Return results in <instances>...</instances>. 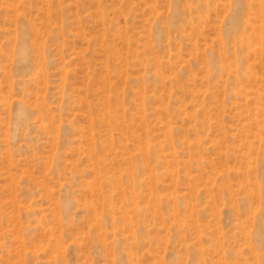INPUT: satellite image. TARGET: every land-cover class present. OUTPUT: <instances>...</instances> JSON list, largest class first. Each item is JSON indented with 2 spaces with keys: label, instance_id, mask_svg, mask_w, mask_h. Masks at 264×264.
<instances>
[{
  "label": "rangeland",
  "instance_id": "374dc122",
  "mask_svg": "<svg viewBox=\"0 0 264 264\" xmlns=\"http://www.w3.org/2000/svg\"><path fill=\"white\" fill-rule=\"evenodd\" d=\"M0 264H264V0H0Z\"/></svg>",
  "mask_w": 264,
  "mask_h": 264
},
{
  "label": "bare ground",
  "instance_id": "6f19581e",
  "mask_svg": "<svg viewBox=\"0 0 264 264\" xmlns=\"http://www.w3.org/2000/svg\"><path fill=\"white\" fill-rule=\"evenodd\" d=\"M21 52H22V55H23V57H24V59L26 58V59H28V57H27V54H28V47H27V45H23V47H22V51H19V53L21 54ZM26 61V60H25ZM28 61V60H27Z\"/></svg>",
  "mask_w": 264,
  "mask_h": 264
}]
</instances>
